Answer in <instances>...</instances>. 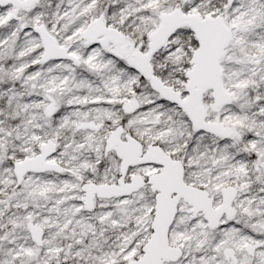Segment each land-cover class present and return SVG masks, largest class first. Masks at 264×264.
Here are the masks:
<instances>
[{
	"label": "snow or ice",
	"instance_id": "obj_1",
	"mask_svg": "<svg viewBox=\"0 0 264 264\" xmlns=\"http://www.w3.org/2000/svg\"><path fill=\"white\" fill-rule=\"evenodd\" d=\"M0 264H264V0H0Z\"/></svg>",
	"mask_w": 264,
	"mask_h": 264
}]
</instances>
